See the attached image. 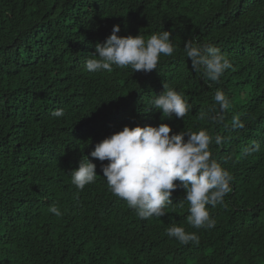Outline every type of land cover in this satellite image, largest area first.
I'll list each match as a JSON object with an SVG mask.
<instances>
[{"label": "trees", "instance_id": "1", "mask_svg": "<svg viewBox=\"0 0 264 264\" xmlns=\"http://www.w3.org/2000/svg\"><path fill=\"white\" fill-rule=\"evenodd\" d=\"M113 25L145 39L168 31L174 52L147 73L89 72L86 59ZM188 40L218 48L231 67L217 81L193 70ZM163 85L191 106L183 118L153 107ZM161 123L170 135L213 138L210 159L232 177L223 201L206 205L213 228L188 224L179 187L165 215L140 219L110 191L107 161L88 156L124 126ZM85 156L97 176L80 190L70 171ZM173 224L199 243L168 237ZM0 264H264V0H0Z\"/></svg>", "mask_w": 264, "mask_h": 264}, {"label": "clouds", "instance_id": "2", "mask_svg": "<svg viewBox=\"0 0 264 264\" xmlns=\"http://www.w3.org/2000/svg\"><path fill=\"white\" fill-rule=\"evenodd\" d=\"M120 30V25H113L105 40L94 45L95 52L85 61L86 70L111 72L115 65L130 66L133 71L147 73L156 70L161 55L171 56L174 52L168 31L145 39L139 34L135 37L119 36L117 33ZM183 47L193 70L202 68L212 81H217L231 67L218 48L194 46L191 40L185 41ZM214 99L221 110L229 108V101L222 91L217 90ZM152 104L169 120L173 116L183 118L191 110L182 95L166 85ZM64 114L63 109L52 112V116L57 118ZM232 126L242 128L244 125L238 116H234ZM170 132L171 127L164 123L132 128L124 126L96 143L88 156L101 162L107 161V164H101V172L110 191L125 200L140 219L165 215V207L172 204V192L179 187L185 191L184 199L189 203L188 224L196 229L213 228L215 220L210 218L206 205L215 207L223 201L231 190L232 177L210 159L208 149L213 138L205 130L180 131L171 135ZM221 142L222 138L217 135L215 143L219 145ZM85 157L79 160L76 169L70 171L72 184L80 190L93 183L97 176L96 165ZM49 211L58 217L62 215L55 205ZM166 235L182 245L199 243L196 233L186 232L175 224L166 229Z\"/></svg>", "mask_w": 264, "mask_h": 264}]
</instances>
